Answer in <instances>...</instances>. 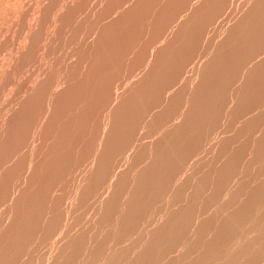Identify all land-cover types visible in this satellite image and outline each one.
Instances as JSON below:
<instances>
[{"label": "rangeland", "instance_id": "obj_1", "mask_svg": "<svg viewBox=\"0 0 264 264\" xmlns=\"http://www.w3.org/2000/svg\"><path fill=\"white\" fill-rule=\"evenodd\" d=\"M0 264H264V0H0Z\"/></svg>", "mask_w": 264, "mask_h": 264}]
</instances>
